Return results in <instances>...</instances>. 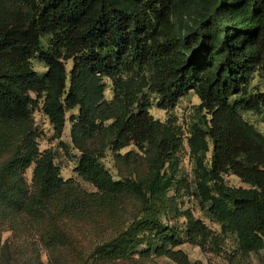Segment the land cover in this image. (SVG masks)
Returning <instances> with one entry per match:
<instances>
[{
  "label": "trees",
  "instance_id": "16d2710c",
  "mask_svg": "<svg viewBox=\"0 0 264 264\" xmlns=\"http://www.w3.org/2000/svg\"><path fill=\"white\" fill-rule=\"evenodd\" d=\"M191 89L200 102L188 135L151 113L152 94L168 108ZM41 102L56 136L78 108L76 169L96 189L64 179L54 151L40 149ZM244 111L264 114V0H0V264H45L17 243L25 234L45 245L48 264H138L137 252L191 264L178 246H205L217 233L190 208L179 211L186 237L160 216L186 136L202 208L244 253L264 249V133ZM109 148L119 178L102 161ZM227 172L250 186L227 184ZM130 196L133 220L79 251L72 227L114 219ZM5 229L16 238L3 241Z\"/></svg>",
  "mask_w": 264,
  "mask_h": 264
},
{
  "label": "rangeland",
  "instance_id": "374dc122",
  "mask_svg": "<svg viewBox=\"0 0 264 264\" xmlns=\"http://www.w3.org/2000/svg\"><path fill=\"white\" fill-rule=\"evenodd\" d=\"M33 66L40 72L47 69L45 63L38 58H33ZM71 64V62L69 63ZM107 83L105 89V97L111 99L114 95L113 81L110 77H105ZM34 96L36 93H32ZM42 100V97L40 98ZM152 105L150 107L151 113L155 118L167 120L172 118L174 122L180 126L184 135H188L189 123L194 115L195 106L200 102L199 95L194 89L189 90L182 95L179 100L170 105L168 108L162 107L154 94L151 96ZM41 102L34 110L35 124L40 133L39 146L43 151L45 149H52L55 155V162L61 168V174L64 179H72L82 187L88 190H94L96 187L89 181L85 180L77 171L76 167L79 162L81 151L72 141L71 129L73 121L71 119L72 113H78V108H73L67 111V119L61 136H56V132L49 116L43 111ZM243 115L250 122L254 123L264 133V114L254 111H244ZM137 146L134 143L122 148V152H127L130 149H135ZM178 168L174 176V184L168 190L167 202L169 203L166 211H163L161 220L176 228L183 237H186V217L179 213L184 209L190 208L193 213L202 218L206 224L217 233V238L214 242H209L202 246L191 241H184L178 247L183 248L190 260L191 264H264V249L260 251H251L244 253L239 248L237 236L234 233H222L221 225L212 218L208 212L202 208L199 199L195 195L196 190V174L195 162L190 153V145L187 141V136L184 137L183 145L177 152ZM211 155V152L208 153ZM102 161L110 169L112 174L119 178L120 163L116 162L115 154L109 148L102 158ZM32 163L27 171L26 176L29 182H32L33 168ZM224 178L227 184L232 186H250L249 183L244 182L240 176L235 173H224ZM139 208V202L134 196L126 199L123 208L118 212L116 217H104L100 222L82 221L78 222L72 227L73 238L76 240L78 250L85 253L87 250L91 251L93 246L100 239L109 236L113 227L121 225L125 220L132 221L135 212ZM27 236V234H25ZM17 240L19 244L29 243L33 253H39L42 261L45 264L49 262V251L45 245L33 236ZM15 233L11 229H5L2 232V240L14 239ZM143 249V246L139 247ZM137 257H140L138 264H178L175 260L167 256H158L152 253L150 256L142 258V254L137 252ZM121 264H131L130 262ZM135 264V263H132Z\"/></svg>",
  "mask_w": 264,
  "mask_h": 264
}]
</instances>
